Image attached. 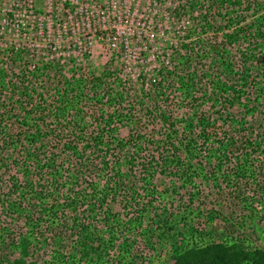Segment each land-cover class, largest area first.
<instances>
[{
	"label": "trees",
	"instance_id": "obj_1",
	"mask_svg": "<svg viewBox=\"0 0 264 264\" xmlns=\"http://www.w3.org/2000/svg\"><path fill=\"white\" fill-rule=\"evenodd\" d=\"M176 13L186 16L184 48L170 78L151 80L152 101L138 100L143 113L127 106L124 89L100 94L110 87L105 71L78 73L63 64L54 73L37 64L15 71L24 54L0 45V159L12 166L15 180L23 178L21 185L8 187L16 199L1 207L22 218L32 233L19 237V257L40 240L36 227L46 224L59 226L49 233L58 246L46 264H65L73 254L63 253L64 227L82 258L109 255L120 261L145 222L134 212L154 208V197L165 191L154 184L159 177L175 178L182 188L206 180L222 191L225 183L250 210L244 223L255 221L249 190L264 199V0H183ZM171 82L173 93L167 89ZM92 100L99 106L86 116ZM182 106L193 111L183 113ZM119 125L130 127L131 134L121 136ZM120 197L132 212L125 220L106 211ZM160 209L153 222L175 223L166 206ZM193 231L179 234L183 240ZM178 250L175 264H264V249L237 240Z\"/></svg>",
	"mask_w": 264,
	"mask_h": 264
},
{
	"label": "rangeland",
	"instance_id": "obj_2",
	"mask_svg": "<svg viewBox=\"0 0 264 264\" xmlns=\"http://www.w3.org/2000/svg\"><path fill=\"white\" fill-rule=\"evenodd\" d=\"M182 1L0 0V45L18 48L24 54V61L17 62L15 67L18 70L15 71H20L23 65L32 67L33 64L53 73L60 69L61 64L68 71L78 73L85 71L100 75L105 71L110 87L98 90L100 94L111 87L115 91L124 89L127 106H131L135 113H143L144 102L138 105V100L152 101L151 80L160 75L170 78L174 72L176 54L184 48L180 43L186 39L183 32L186 16L180 17L176 13ZM203 59L196 58L205 63ZM167 87L173 93L174 84L171 82ZM98 103L91 101L86 116L97 110ZM190 108L182 106L181 111L192 112ZM234 113L239 116L238 105L234 107ZM131 131L130 127L119 125L121 136L127 137ZM62 170L69 171L66 163H63ZM16 180L9 162L4 163L0 159V264H15L20 258L22 264H46L51 251L58 246L49 238V233L55 229L59 231V226H37L36 233L40 240L35 239L29 245L27 255L19 257L16 243L30 229L22 218L1 207L2 201L16 199L15 192L8 190L12 183H23L21 176ZM98 182L101 183L102 179ZM198 183L187 182L186 187L182 188L180 181L172 177L154 180V184L161 185L165 191L154 197V208L148 212H134L145 222L136 227L135 233L139 237L134 238L136 241H132L120 261L109 255L98 260L92 255L82 258L75 237L69 235L64 227L63 253H73L65 264H175L178 257L176 250L182 252L186 245L200 246L234 240L251 249H264V213L260 209L264 208L263 196H260L262 199L253 197L255 192L249 190V200L253 199L254 205L256 202L258 212L251 216L255 219L253 223L249 219L244 223L242 216L249 215L250 210L241 206L240 197L233 198L232 187L223 183V190L218 191L214 182L205 180ZM238 185L243 187L245 183ZM193 191H196L194 197L190 195ZM123 193L122 190L120 194ZM140 193L143 196V192ZM121 197L119 200L111 199L110 207L106 209L110 218L125 220L132 215L123 205ZM162 206H166L168 217L176 219L175 223L153 222ZM197 207L201 210L199 217L196 216ZM251 214L254 212L251 211ZM190 226L194 229L193 236L186 234L182 240L183 235L179 233L192 229ZM98 229L96 225L93 234ZM122 232L129 241L130 233ZM28 234L32 235L30 232Z\"/></svg>",
	"mask_w": 264,
	"mask_h": 264
}]
</instances>
